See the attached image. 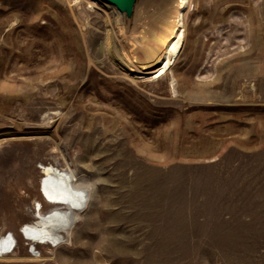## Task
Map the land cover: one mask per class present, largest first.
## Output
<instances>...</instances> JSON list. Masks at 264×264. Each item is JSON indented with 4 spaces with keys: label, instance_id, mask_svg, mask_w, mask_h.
<instances>
[{
    "label": "rangeland",
    "instance_id": "374dc122",
    "mask_svg": "<svg viewBox=\"0 0 264 264\" xmlns=\"http://www.w3.org/2000/svg\"><path fill=\"white\" fill-rule=\"evenodd\" d=\"M173 7L0 0V264H264V0H187L175 53ZM47 164L97 182L71 244L22 231Z\"/></svg>",
    "mask_w": 264,
    "mask_h": 264
},
{
    "label": "clouds",
    "instance_id": "9594fccd",
    "mask_svg": "<svg viewBox=\"0 0 264 264\" xmlns=\"http://www.w3.org/2000/svg\"><path fill=\"white\" fill-rule=\"evenodd\" d=\"M53 171L54 179L58 182L59 187L55 189L54 196H49L45 191V198L50 203L59 206L42 211L37 205L34 219L23 230L31 229V234L25 231L26 235L38 242L48 243L52 246L71 244L76 225L82 219L81 212L88 207L92 200L97 190V182L70 179L74 173L68 168H55ZM47 179L48 174L45 176V181Z\"/></svg>",
    "mask_w": 264,
    "mask_h": 264
},
{
    "label": "bare ground",
    "instance_id": "6f19581e",
    "mask_svg": "<svg viewBox=\"0 0 264 264\" xmlns=\"http://www.w3.org/2000/svg\"><path fill=\"white\" fill-rule=\"evenodd\" d=\"M148 1L150 2V4H152L155 0H148ZM164 1L166 3H172L173 6H174L173 7L174 15H173V18L170 19L171 21H169V22H171L170 23V29L168 31L166 30L167 32L165 33L167 38H168L167 42L165 44V47L167 48L168 51H172V52L175 53L177 51V49L183 43V29H179V28H180V26L183 25V21H182L183 20V13H182V10H183V7L186 5L187 0H164ZM146 32L150 33V35H146ZM139 36H141V38L144 36V37H146V38H148V39H150L152 41L153 40L155 41L156 39H158L157 35H155L152 32L151 29L145 30L144 33L142 35H139ZM140 51H141L142 55L139 58L149 59V58H152L154 56V51H153L152 47L149 45V43H147V42L145 44H141ZM157 58H158V60L160 59L159 56ZM166 59H167V61L162 66L157 67V69L155 68V70H153V71H149V73L150 74H154L156 72H159V74H157V75L163 74L168 69V68L166 69V66L171 61L170 55H166ZM55 168H57V167H55L52 164H47V165L43 166L45 176H46V174H48L47 181H45V176H44V178L42 180V193H43L44 197H45V190H47L49 196H54L55 189L59 187L58 182L54 179V171L53 170ZM70 179L76 180L75 174L72 177H70ZM46 200L49 202L48 199H46ZM38 204L40 206V210H42L43 204L41 202H39ZM55 205H57V204H55ZM30 222L25 223L23 225V229ZM22 231H23V233H26L24 230H22ZM28 232L31 233V229H29ZM27 236H28L27 238L30 239L29 235H27ZM3 238H6V236H4ZM31 240H33L34 242H37V243H44V242H38L35 239H31ZM4 242H7L6 239H5V241L3 240V244H5ZM45 244H48V243H45ZM12 251L13 250L5 249L2 252V254L10 253ZM31 251L33 252V250H31Z\"/></svg>",
    "mask_w": 264,
    "mask_h": 264
},
{
    "label": "water",
    "instance_id": "95a60500",
    "mask_svg": "<svg viewBox=\"0 0 264 264\" xmlns=\"http://www.w3.org/2000/svg\"><path fill=\"white\" fill-rule=\"evenodd\" d=\"M114 5L119 11L124 12L129 16L132 12L135 0H103Z\"/></svg>",
    "mask_w": 264,
    "mask_h": 264
},
{
    "label": "built area",
    "instance_id": "2783aa9c",
    "mask_svg": "<svg viewBox=\"0 0 264 264\" xmlns=\"http://www.w3.org/2000/svg\"><path fill=\"white\" fill-rule=\"evenodd\" d=\"M8 235L6 236V238L9 237ZM6 238H1L0 242L2 240H5ZM14 248H15V243L12 240H10V238H8V242L4 246H2V247L0 246V254H2L1 252H3L5 249L13 250Z\"/></svg>",
    "mask_w": 264,
    "mask_h": 264
},
{
    "label": "snow or ice",
    "instance_id": "6c2138e0",
    "mask_svg": "<svg viewBox=\"0 0 264 264\" xmlns=\"http://www.w3.org/2000/svg\"><path fill=\"white\" fill-rule=\"evenodd\" d=\"M45 191H47V190H45ZM25 231H28L27 229H25ZM29 234H31V233H29Z\"/></svg>",
    "mask_w": 264,
    "mask_h": 264
}]
</instances>
